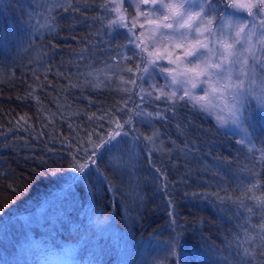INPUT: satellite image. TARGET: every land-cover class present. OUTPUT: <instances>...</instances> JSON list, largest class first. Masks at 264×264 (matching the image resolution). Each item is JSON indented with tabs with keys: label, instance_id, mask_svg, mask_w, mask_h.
Masks as SVG:
<instances>
[{
	"label": "trees",
	"instance_id": "1",
	"mask_svg": "<svg viewBox=\"0 0 264 264\" xmlns=\"http://www.w3.org/2000/svg\"><path fill=\"white\" fill-rule=\"evenodd\" d=\"M55 4L67 6L66 0H0V264L45 256L71 264H237L238 244L260 242L257 236L249 243L244 231L257 234L260 218L214 194L255 207L243 193L253 171L264 178L257 152L248 153L212 113L185 101L175 114L163 98L154 99V90L141 102V80L131 93L118 91L117 76L132 77L127 67L139 76L135 66H145L122 59L132 55L130 45L120 47L126 30L109 34L112 14L83 0L74 3L80 12L53 10ZM124 100L128 107L118 111ZM129 115L128 135L116 138L126 142L122 152L105 145L83 173L70 167L84 162L83 149L108 138L113 116L124 123ZM246 125L256 147L264 146L258 115ZM154 129L155 147L136 139ZM177 233L179 258L171 251Z\"/></svg>",
	"mask_w": 264,
	"mask_h": 264
},
{
	"label": "snow or ice",
	"instance_id": "2",
	"mask_svg": "<svg viewBox=\"0 0 264 264\" xmlns=\"http://www.w3.org/2000/svg\"><path fill=\"white\" fill-rule=\"evenodd\" d=\"M76 2L77 0H66L67 6L55 4L52 8L53 10L60 8L63 12L69 10L80 12L81 9L74 6ZM83 2L91 3L103 9L105 13L112 14L107 21L109 34L118 28L127 29V42L120 47L128 48L131 45L132 55L125 53L122 59L124 61L137 59L144 63L145 67L142 70L139 64L135 66L136 72L148 73L151 66L159 69V74H167L165 79L166 81L170 79V83H166L163 87L152 85V88L158 93L154 99L163 98L170 104L173 114L176 105L185 101L186 105L191 104L200 111L210 112L216 109L220 113L226 112L228 120H225V123L231 122L238 127H244L251 121L252 115L243 101L252 96L257 107L261 109L260 119L264 120V0H127L130 7L134 6L133 14H128L124 8L125 0H83ZM141 17L143 23L140 22ZM93 19H103V17L98 16ZM138 24L141 29L139 34L135 31ZM145 24L152 27L145 29ZM145 31L152 34L147 43L142 38ZM161 48L164 51H159ZM158 60H166L167 64L158 63ZM125 71L133 73V76L127 79L117 76L120 84L116 88L118 91L131 93L137 87V80L143 81L144 76H136L132 67H127ZM105 77L111 79L107 73ZM102 84L103 81H100L93 87ZM198 87L203 95L195 92ZM165 88L172 90L165 91ZM136 95L141 102L145 101V96L153 97L151 91L146 92L142 87ZM128 99L130 100L131 96ZM123 104L124 107L118 111L123 112L128 107V100H124ZM136 115L167 119L161 112H137ZM217 118L222 119L220 116ZM99 119H104V116ZM109 123L115 124V129L108 138L94 142L91 150L83 149L86 153L84 162L72 163L71 168L83 173L90 164H96V149L104 148L105 145H108L105 149L107 152L123 151L121 145L126 142L116 138L121 136L125 124H133L132 116L129 115L124 123H120L119 118L113 116ZM123 134L127 136L128 132ZM141 137L155 147L159 131L154 129L150 135L140 134L136 139L139 140ZM238 143L242 144L250 154L254 150L259 152L255 163L264 170V146L257 148L246 128L243 138ZM261 143L264 144V141ZM252 175L255 179L246 186L243 196L254 201L255 207L245 205L241 197L233 200L230 196L220 197L219 193L214 194L220 200L227 199L234 204L238 203L239 207L246 208L248 213L258 214L260 218L259 223L253 225L259 230L257 234H248L247 228L244 229L249 243L256 241L257 236L260 242L251 248L238 244L237 264H264L262 259L264 258V190H261L260 195L254 194L255 190L264 189V178H260V171H253ZM164 187L166 188L167 184ZM248 193L253 194L248 195ZM169 203L171 204V201ZM169 215L172 216V213L170 212ZM173 223H175L174 217ZM177 247H179V233L171 245L173 255L179 258V253L175 252ZM241 248L242 252L239 250Z\"/></svg>",
	"mask_w": 264,
	"mask_h": 264
},
{
	"label": "rangeland",
	"instance_id": "3",
	"mask_svg": "<svg viewBox=\"0 0 264 264\" xmlns=\"http://www.w3.org/2000/svg\"><path fill=\"white\" fill-rule=\"evenodd\" d=\"M124 8L127 10V13L128 14H133L134 13V6L133 7H130L129 4H128V2H127V0H125ZM140 22L143 23V18L142 17L140 18ZM150 27H152V26L151 25H148V24H145V29H148ZM125 30L127 32V29H125ZM135 31L137 32V34H139L141 32V29L139 27V24L137 25V28H136ZM151 35L152 34L149 31H145L144 32V36L142 38L144 39L145 43L149 42V40L151 38ZM159 51L162 52V51H164V49L161 48V49H159ZM157 62L158 63L165 64V65L167 64V61L166 60H158ZM141 75L144 76V79H143V81H141L140 87H142L143 89H145L146 92L147 91H151L153 93L155 91L152 88V85H158V87H163L166 83H170V79L167 80V81L165 79V76L167 74L161 75V74H159V69H154L151 66L149 67L148 73H143L142 72ZM171 90H172V88H165V91H171ZM195 92L197 94H199V95H203V92L200 91V87H198L195 90ZM155 93H157V92L155 91ZM177 94L180 95L181 93H177ZM243 103H244L245 107L249 110V112H251L252 118H253L254 115L255 116H256V114L258 115L259 124H261L262 127L264 128V120H261L260 119L261 109H259L257 107V103H256L255 99H253L252 96H249L245 101H243ZM210 113H212L213 118L215 119L216 123L220 127H222L224 129L229 130L232 133H234L238 137L239 140H241L243 138L245 128L248 131L246 124L244 125V127H238V126L232 124L231 122L225 123V120H228V116H227V113L226 112L225 113H220L218 110L213 109V110L210 111ZM247 114L248 113H246V115ZM218 116L222 117V119H218L217 118ZM248 132H250V131H248ZM256 155L259 156V152H257ZM100 225H101L102 232L108 233L107 226L104 223H101ZM21 243H22V241L19 240V244L20 245H21ZM38 264H71V262H70V260L67 257H64V259H62V260H58V259L56 260L55 258H51L50 256H45V257H42V259H40V261H39Z\"/></svg>",
	"mask_w": 264,
	"mask_h": 264
}]
</instances>
